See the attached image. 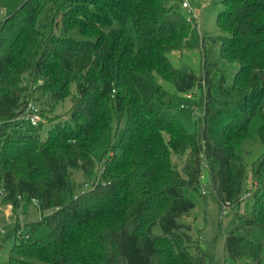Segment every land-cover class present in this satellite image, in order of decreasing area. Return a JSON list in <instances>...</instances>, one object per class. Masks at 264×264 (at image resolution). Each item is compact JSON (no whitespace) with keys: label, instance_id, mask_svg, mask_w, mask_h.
<instances>
[{"label":"trees","instance_id":"obj_1","mask_svg":"<svg viewBox=\"0 0 264 264\" xmlns=\"http://www.w3.org/2000/svg\"><path fill=\"white\" fill-rule=\"evenodd\" d=\"M182 1L0 0V199H36L42 211L26 225L30 240L12 235L3 264H209L181 221L204 163L221 204L251 179V212L238 214L246 232L264 231V153L249 172L244 156L247 141L264 143V0H223L225 33L212 39L236 67L231 84L210 75L207 37ZM187 49H204L202 74L171 60ZM160 79L202 91L195 133ZM36 90L49 106L71 97L68 116L41 109L48 126L18 121ZM102 162L103 180L75 195L72 170L93 175ZM225 249L263 264V241L234 230Z\"/></svg>","mask_w":264,"mask_h":264},{"label":"rangeland","instance_id":"obj_2","mask_svg":"<svg viewBox=\"0 0 264 264\" xmlns=\"http://www.w3.org/2000/svg\"><path fill=\"white\" fill-rule=\"evenodd\" d=\"M184 1V0H183ZM182 1V5H183ZM190 7L195 14L199 31L202 35L206 36L205 54L208 61L213 64L211 66L210 75L215 76L216 79L225 77L227 84H231L234 79L236 67L223 60L220 54L219 43L214 41L212 37H217L224 34V30L220 27L218 22V15L224 9L223 0H189ZM186 14L188 10L184 9ZM7 10L2 9L0 12V21L6 15ZM116 23V26H119ZM128 32L136 38L134 28L130 25L127 27ZM70 36L84 39L78 29H73L69 32ZM170 58L177 67H189L194 70L198 75L203 73V58L204 49H187L183 52H173ZM161 84L169 91L178 103L176 113L183 121L186 129L190 133H195L197 130L196 118L202 115V108L200 107L202 91L198 88L194 92H190L192 98L187 99L186 95L176 92L175 86L172 82L160 79ZM42 84V82H39ZM76 83L72 84V91L74 92ZM40 91H34L33 100L39 107L45 111L49 117H59L64 119L68 116V112L72 107L71 97L60 100L54 106H49L45 98L39 99ZM37 97H39L37 99ZM46 103V104H45ZM184 103L185 106H180ZM43 123L48 126V118L43 117ZM18 132V129L15 130ZM245 161L248 166L255 162L262 153H264V143L258 137L247 141L244 146ZM103 162L97 166L93 175L87 174L80 168L73 169L72 184L73 192L79 195L84 191L92 188V186L103 180L102 169ZM204 178L202 179L203 188L206 194H202V188L199 190H191L186 188V195L195 203V208L189 215L183 216L182 222L189 224L192 227V234L196 239H199L209 264H254L250 257H243L238 260L233 259L225 249V238L232 231H236L238 235H246L249 239L264 242V231L260 228H253L249 232L243 228V216L238 214V211L233 210L229 214H222L223 206L220 203L214 186L210 180L208 165L204 163L203 166ZM247 188L243 191L246 194L252 191L251 179L247 183ZM253 200L249 199L246 205V212L250 213L252 209ZM24 213V214H23ZM16 215L23 216L24 223L37 222L42 218V211L39 204L35 201L23 203L21 208L10 210L8 205L0 199V222L5 226L6 233L0 234V264H3L6 259L11 255V247L13 245L12 235L14 234L16 223L14 221ZM154 233H161V228L156 225L153 228ZM262 263L264 264V250L262 254ZM117 264H122L118 262Z\"/></svg>","mask_w":264,"mask_h":264},{"label":"built area","instance_id":"obj_3","mask_svg":"<svg viewBox=\"0 0 264 264\" xmlns=\"http://www.w3.org/2000/svg\"><path fill=\"white\" fill-rule=\"evenodd\" d=\"M183 7L185 9L188 10V21L189 22H193L197 17L195 16V14L193 13L191 7H190V3L189 0H184L183 1ZM186 98L190 99L192 98L191 93L186 94ZM182 107L185 106L184 103L181 104ZM18 121L24 122L32 127H37L39 126L44 118L43 115L41 113V108L39 107V105L33 100L30 99L29 102L26 105V108L24 109V111L17 117ZM204 178V174H202L201 179ZM203 184L201 185L202 188V194H206V190L203 188ZM252 192L248 191L246 194H243L238 200H226L222 203L223 206V211L222 214H229L230 212H232L233 210H236L240 213H246V205L248 203L249 198L251 197ZM0 196L1 198L5 196V191L4 189H0ZM20 199V205L19 208L22 207L23 204V199L22 197H19ZM33 201L38 203V200L33 199ZM39 204V203H38ZM8 208L10 210H14L16 209L15 206L12 203H7ZM24 214V213H23ZM23 216L20 215H16L14 221L16 223V228L14 233H16V235L19 238H22L24 240H30L32 238L31 233H29L26 229V225L27 223L23 222ZM1 233H6V228L5 226L0 222V234Z\"/></svg>","mask_w":264,"mask_h":264}]
</instances>
